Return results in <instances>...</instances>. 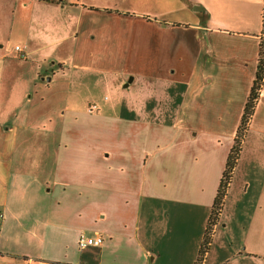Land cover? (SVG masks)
I'll list each match as a JSON object with an SVG mask.
<instances>
[{
	"label": "crops",
	"instance_id": "crops-1",
	"mask_svg": "<svg viewBox=\"0 0 264 264\" xmlns=\"http://www.w3.org/2000/svg\"><path fill=\"white\" fill-rule=\"evenodd\" d=\"M263 6L0 0V264H195L255 77ZM145 41L190 65L148 66L146 106L133 112L76 106L87 74L122 82L125 53ZM60 75L69 107L34 112L37 88L57 96ZM85 232L103 243L80 249ZM201 264H264V78Z\"/></svg>",
	"mask_w": 264,
	"mask_h": 264
},
{
	"label": "rangeland",
	"instance_id": "rangeland-1",
	"mask_svg": "<svg viewBox=\"0 0 264 264\" xmlns=\"http://www.w3.org/2000/svg\"><path fill=\"white\" fill-rule=\"evenodd\" d=\"M139 34H148L147 31H139ZM22 44V43H19ZM153 48L151 45L148 44V41H145V44L142 46H139L138 48H130L129 55H126L125 53V60H129L130 64V72L125 79L121 82L119 77L114 76L112 73H103L102 75L92 74L85 77L87 79V83L83 81V85H78L74 91L77 95L81 97L82 96V102L81 105L76 103V106H83L85 104V107H88L89 104H96L100 107L96 112H106L108 115H113L116 113L117 109H119V106L122 104L124 109L123 111H126V107H128V111H132V106H146V101L148 99V83L147 80L151 74L147 70L148 66L151 64L157 63L159 69H164L169 64L174 65H182V67H186L190 65L191 57L188 59L179 62L177 58H172L171 56L166 55L163 53V51L155 56L153 54ZM77 75H82L83 73L78 70L76 71ZM134 74L136 75V80L131 84V86H126L125 84L128 82V79L130 77L134 78ZM102 76V77H99ZM157 77L163 78V73L157 72L155 74ZM96 78H99L100 81L96 82ZM167 80H174L175 77L171 75L170 77H166ZM54 81H58L54 85H56L54 88H50V92H53L54 89L58 93L57 96H51V94H48V88H37L41 92V94L37 96V105L33 108L34 112H51L54 116L57 115L58 112H62L65 108L69 107L64 99L65 93H66V86L68 84L67 79L60 75L59 79H55ZM96 82L93 84V82ZM140 81H144L143 83H139ZM36 83H40V81H36ZM85 84V85H84ZM96 84V85H95ZM86 86V87H84ZM37 87H39L37 85ZM33 93V90L30 91ZM73 95V94H72ZM44 98V99H42ZM80 99V98H78ZM89 103V104H88ZM130 109V110H129ZM95 111V110H94ZM133 112V111H132ZM57 117V116H56ZM98 133V131H97ZM100 135V134H98ZM35 140V137H33ZM96 138H92L94 140ZM98 139V137H97ZM98 143H103V138L101 140H96ZM109 144H111L110 141H108ZM32 144H35V141L32 142ZM34 154V150L31 149L29 151V157ZM85 236H92L90 233L85 232Z\"/></svg>",
	"mask_w": 264,
	"mask_h": 264
},
{
	"label": "trees",
	"instance_id": "trees-1",
	"mask_svg": "<svg viewBox=\"0 0 264 264\" xmlns=\"http://www.w3.org/2000/svg\"><path fill=\"white\" fill-rule=\"evenodd\" d=\"M262 36L259 41V52H258V64L257 69L255 72V77L250 89V93L248 95V98L246 100L244 111L241 117L240 124L237 129V133L235 136L234 144L230 149L225 171L223 172V176L221 178V182L217 191V195L214 200V204L211 210V214L209 216V220L206 226L205 235L203 237L201 247L199 249V255L197 258V262L195 264H201L204 255L209 247L210 243V236L212 234V230L214 226L216 225L219 217V213L223 204V199L226 193V189L228 187L230 176L232 174V171L236 165L241 143L247 128V124L251 118V115L254 110L255 103L257 101V98L259 96V90L261 87V84L263 82L264 78V6H263V13H262Z\"/></svg>",
	"mask_w": 264,
	"mask_h": 264
},
{
	"label": "built area",
	"instance_id": "built-area-1",
	"mask_svg": "<svg viewBox=\"0 0 264 264\" xmlns=\"http://www.w3.org/2000/svg\"><path fill=\"white\" fill-rule=\"evenodd\" d=\"M16 50H20L19 46H15ZM4 218L3 211L0 209V225ZM103 243L102 235L96 234L92 236H85L84 234H80L78 237V247L80 249H84L88 246H100Z\"/></svg>",
	"mask_w": 264,
	"mask_h": 264
},
{
	"label": "water",
	"instance_id": "water-1",
	"mask_svg": "<svg viewBox=\"0 0 264 264\" xmlns=\"http://www.w3.org/2000/svg\"><path fill=\"white\" fill-rule=\"evenodd\" d=\"M131 79H132V77H130V78L128 79V81L130 82V81H131ZM125 85H127V83H126Z\"/></svg>",
	"mask_w": 264,
	"mask_h": 264
}]
</instances>
